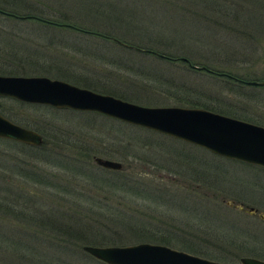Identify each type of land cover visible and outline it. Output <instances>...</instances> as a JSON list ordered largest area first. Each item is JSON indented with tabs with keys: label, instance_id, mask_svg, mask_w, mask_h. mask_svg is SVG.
Here are the masks:
<instances>
[{
	"label": "rangeland",
	"instance_id": "374dc122",
	"mask_svg": "<svg viewBox=\"0 0 264 264\" xmlns=\"http://www.w3.org/2000/svg\"><path fill=\"white\" fill-rule=\"evenodd\" d=\"M0 7L79 28L0 12V73L43 74L144 105L195 103L228 114L244 107L264 113V84L178 59L263 79L264 0H0ZM0 110L16 123L43 129L45 138L52 130L77 135L64 143L62 155L0 137V264H36L37 254L47 250L51 264H108L82 245L162 243L133 232L146 227L172 233L162 244L213 260H264V220L227 202L264 210L263 166L101 113L8 97H0ZM96 155L121 168L98 165ZM83 162L97 172L95 179L81 174ZM19 166L53 177L16 175ZM67 181L70 192L63 188ZM52 209L73 215L63 221L78 220L73 224L91 231L88 237L67 235L65 227L38 230L37 214ZM54 240L68 249L49 248Z\"/></svg>",
	"mask_w": 264,
	"mask_h": 264
},
{
	"label": "water",
	"instance_id": "95a60500",
	"mask_svg": "<svg viewBox=\"0 0 264 264\" xmlns=\"http://www.w3.org/2000/svg\"><path fill=\"white\" fill-rule=\"evenodd\" d=\"M179 59L187 61L183 56ZM187 63L190 67L211 71L203 65ZM246 82L264 84V80ZM0 95L56 108L95 111L199 145L220 156L264 167V126L202 106L139 104L43 74H0ZM0 137L29 145L46 141L40 132L10 120L1 112ZM93 161L106 168H121L119 161L105 157L96 155ZM82 249L108 264H264L263 259L252 256H241L237 263H225L148 241L123 245L83 244Z\"/></svg>",
	"mask_w": 264,
	"mask_h": 264
},
{
	"label": "trees",
	"instance_id": "16d2710c",
	"mask_svg": "<svg viewBox=\"0 0 264 264\" xmlns=\"http://www.w3.org/2000/svg\"><path fill=\"white\" fill-rule=\"evenodd\" d=\"M29 16L30 17H34V18H37L39 20H43V21L48 22V23H51V24H55V25H62V26L74 27V26H72L70 24L66 25L64 23H55V22H53L50 19L42 18L40 16H36V15H32V14H22V15H20V17H29ZM74 28L79 29L78 27H74ZM80 30L87 31L85 29H80ZM135 48H138V47H135ZM144 49H148V50H144V51H150V52H154L156 54L157 53H161V52L152 50L150 48H144ZM161 54H163L164 55L163 57H166V58H174V56H170V55L165 54V53H161ZM184 62L185 63H187V62L192 63L188 59H187V61H184ZM187 65H188V63H187ZM211 70L212 71H215L213 69H211ZM215 72H218V71H215ZM14 100L17 101V102H19V103H21V104H27V103L18 101L16 99H14ZM36 104L38 105L40 103H36ZM43 105H45V104H43ZM47 106H50V105H47ZM193 106H196L195 103L193 104ZM50 107L52 109H58V110L59 109H66V108H56V107H53V106H50ZM67 109H71V108H67ZM209 109L212 110V108H209ZM74 110H76V109H74ZM78 111L79 112H88L90 114H92V113H98V112H95V111H87V110H78ZM35 129L38 130V128H35ZM52 131H54L55 133H53L52 137H49V138H45L44 137L46 141L43 144H41V145H34V146H30V147L34 148L35 151H37V149H38L40 151H48V152H51V153H55L57 155H62L63 152H61V151L62 150L65 151V149H64L65 148L64 143L66 141H69L68 138L77 137L76 134H72V133L62 134L58 130H52ZM39 132L45 134V131H43V129H40ZM76 147L79 149V151H81L83 149V146H81V143H79L78 146H76ZM88 149H89V146L84 147V150H88ZM57 155H55L54 157H51V158L58 157ZM81 155H83V154H81ZM33 156L35 158H37L39 156V153L34 152V155ZM67 161H68V159H67ZM80 166L82 168L81 174H84V176H88V177H90L92 179H95L96 178L95 177V174H97V172L92 171V169L90 168V166H88L87 164H84V162ZM39 169H40L39 167H36V168H27V167L19 166V167H17V169L14 172H15L16 175L26 176V177H29V178H34L36 180H38V179H41V180H43V179L44 180H50V179H52L53 175L51 173H48L47 171L46 172H43V171H40ZM53 179H55V178H53ZM52 182L60 183L61 181H59V180L58 181L52 180ZM69 183L70 182H68V181L66 182V188L63 186V188L67 192H70L68 190L73 189V187L71 185H69ZM85 198H90V197L87 196ZM20 211L22 212V210H20ZM20 211L18 210L17 212H20ZM69 214L70 213H67L65 211H58V210H55V209H52L51 214H49V213L42 214V215L41 214H37V217H36V225L38 226L37 229L40 230V229H42L44 227H46V228L52 227V228H55V229L61 228L63 230L64 227H65V231H64L65 234H67V235L75 234V235H73V237H75V238H77V237L78 238L79 237L80 238L81 237L87 238L89 232H91V231H88V233H87L86 228L83 229V228H81V226H79L78 228H76V226L74 224L78 220H74V221L69 222V223H65L63 221V219L65 217L73 216V215H71V214L69 215ZM26 217H28V215ZM73 222H75V223L73 224ZM164 231H165L164 229H162V228L159 229V227H154V228H147L146 227V228H142V229H137L136 231H133V232L135 234H139L138 236L143 235V236H145V237L147 236V237H149L151 239H155V240L157 239V241H160L162 243H166V241L169 240V238H170V236H171L172 233H170V232H166L165 233ZM176 238L181 239V240H184V238L180 237L179 235H177ZM37 239L39 240V242L41 241V242L46 243L45 238H42L41 239V238L37 237ZM57 241L58 240H54V242H53L54 244H50V245H48V247L49 248L56 247V248H59V249L61 248L63 250H67L68 249L69 245L62 244L59 241L58 242ZM60 241H63V240H60ZM187 245H190V244H187ZM37 256L39 258V261H38V263L36 262V264H51V263H49L50 261L48 260V258H51L53 255L50 253V251H48V250L47 251H42V253H40L39 255L37 254ZM41 259L44 260V261L41 262Z\"/></svg>",
	"mask_w": 264,
	"mask_h": 264
},
{
	"label": "flooded vegetation",
	"instance_id": "af4514ba",
	"mask_svg": "<svg viewBox=\"0 0 264 264\" xmlns=\"http://www.w3.org/2000/svg\"><path fill=\"white\" fill-rule=\"evenodd\" d=\"M0 12L1 13H7L9 15H12V16H16V17H20V15L18 16V14L14 13V12H9L3 8L0 7ZM211 70V69H210ZM212 73H218V74H222L226 77H229V78H232L233 80L235 81H238V82H242V83H247L246 81H249V80H258V79H244L243 77L239 76V75H234V74H231V73H227V72H215V71H210ZM0 74H8V73H0ZM260 80H264L263 79H260ZM76 84V83H74ZM79 85V84H77ZM80 86H85V87H88V88H91L93 89L92 87H89L85 84L83 85H80ZM260 86V85H259ZM95 90V89H94ZM0 97H8V98H13V99H16L14 97H11V96H4V95H0ZM18 100V99H16ZM18 101H21V100H18ZM21 102H24V103H28V104H36V103H32V102H26V101H21ZM227 104H231V103H228ZM46 105V104H45ZM232 105V104H231ZM242 108V107H241ZM72 109V108H71ZM78 110V109H76ZM240 113H234V114H228V113H224V112H220V113H223V114H226V115H229V116H232V117H235V118H239V119H242V120H245V121H249V122H252V123H255V124H258V125H261V126H264V113L259 110L258 108L256 109H251V108H242L240 110ZM218 112V111H217ZM3 114V113H2ZM240 114V115H239ZM4 115V114H3ZM237 115V116H236ZM10 119V118H9ZM11 120V119H10ZM22 125V124H21ZM25 126V125H23ZM28 127V126H26ZM31 128V127H30ZM36 130V129H35ZM37 131V130H36ZM3 138V137H2ZM9 139V138H7ZM10 140H13V139H10ZM16 141V140H14ZM17 142H20V141H17ZM23 143V142H21ZM26 144V143H25ZM29 145V144H28ZM33 146V145H31ZM229 204L233 205V206H236L240 209H243L245 210L246 212H248L249 215H252V216H255V217H258L262 220H264V210L254 206V205H249L247 203H244L240 200L238 201H227ZM258 240V239H257ZM246 256V255H244ZM247 256H251V255H247ZM252 257H255V256H252ZM257 258V257H256ZM261 259V258H260Z\"/></svg>",
	"mask_w": 264,
	"mask_h": 264
}]
</instances>
